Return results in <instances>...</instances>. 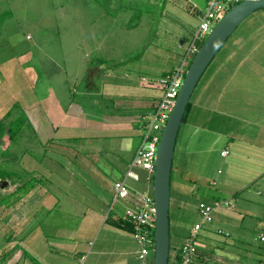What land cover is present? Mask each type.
I'll list each match as a JSON object with an SVG mask.
<instances>
[{
    "label": "crops",
    "instance_id": "0c3cea01",
    "mask_svg": "<svg viewBox=\"0 0 264 264\" xmlns=\"http://www.w3.org/2000/svg\"><path fill=\"white\" fill-rule=\"evenodd\" d=\"M164 1L179 9L174 3L178 0ZM208 1L181 0L196 19ZM165 5L162 2L156 32L174 27L182 30L172 41L176 61L157 79L143 76L137 82L123 83L104 79L92 91L89 65L84 60L82 77L73 79L82 87L80 98L85 104L77 100L78 88L68 94L64 107L57 96L36 100L25 87L20 106L28 126L45 133L42 148L56 152L46 157L47 163L43 154L44 175L41 159L34 168L21 165L26 174L23 178L14 170L0 175V264H138L134 255L137 244L121 222L137 194H152L153 176L137 167L132 168L137 179L127 177L126 172L140 140L142 119L159 100L158 79L181 63L196 32L166 11ZM244 21L251 29L244 37L232 39L218 72L203 82L177 133L170 174L167 264H183L179 251L199 222L196 207L200 201L221 206L215 209L211 223L201 227L192 264H246L256 258L250 256L251 243L241 229L247 211H238L233 197L241 195L253 202L254 210L264 208V187L259 189L257 183L264 185V9ZM156 32L154 43L169 34ZM224 69L227 71H221ZM0 70L1 83L9 80L3 86H13L4 64ZM14 104L17 101H12L0 119ZM251 132V139L247 138ZM12 144L0 142V162L10 167L17 161L20 166L25 153L20 156ZM78 146L82 151H77ZM59 151L74 154L80 169L89 170L80 179L74 177L75 185L68 182V174L77 173L75 162L53 158ZM47 164L55 168L50 170ZM2 180L6 182L1 184ZM82 180H89L84 189H80ZM31 181L33 185H24ZM80 181L83 183L77 184ZM118 181L128 187V198L114 200L113 185ZM65 196L70 198L72 210L63 211L61 197ZM252 216L262 218L256 212ZM148 264H153V255Z\"/></svg>",
    "mask_w": 264,
    "mask_h": 264
},
{
    "label": "rangeland",
    "instance_id": "374dc122",
    "mask_svg": "<svg viewBox=\"0 0 264 264\" xmlns=\"http://www.w3.org/2000/svg\"><path fill=\"white\" fill-rule=\"evenodd\" d=\"M178 1L174 3H178L179 9L171 5L170 1L165 2L164 0H0V64H4L9 70L8 78L11 75L13 80V86L4 87L3 85H6L5 83L9 80H5L2 84L0 75V94L2 93L0 95V115L11 107L12 101H17V105L22 109L21 96L24 97L26 94L25 87L30 88V96H36V100L43 98L49 100L52 99V95L57 96L62 99L60 101L63 102L64 107L68 104V94L74 93L78 88L77 100L85 104V100L80 98L82 91L79 89L82 87L79 86L78 80L82 77L83 67L88 61L93 71V75L89 76V90L92 91L97 90L105 81L104 79L121 83L124 81L137 82L143 76L157 79L176 61L177 55L173 51L172 41L176 40L174 34L178 35L182 30L174 27L168 31L156 32L162 2L166 3L165 10L181 20L180 23L186 22L191 27V31L194 29L196 31L199 24V19L188 13L185 7L187 4L181 0ZM134 15H138L137 21ZM131 19H135V22L132 23ZM250 29L251 27L245 21L236 28L202 74L192 92L190 102L199 94L203 82L213 75L220 61H223L232 39L244 37ZM155 32L163 35L169 34L154 43L157 36L154 35ZM202 42L197 43L198 47ZM98 59H102L103 64H98ZM77 77L78 80L73 79ZM239 78L240 75L235 77V79ZM209 93L214 92L211 90ZM161 94L162 92L159 96ZM89 103L92 104V102ZM14 109L12 115L15 117L24 113L19 108ZM27 126L28 122L22 127V135L15 141V144L14 142L12 144L14 151L20 156L25 153L22 157V164L19 166L16 161L14 166L9 165L8 167L0 162V175L3 177L8 175L10 170H14L23 178L26 174L23 173L21 165L26 168L27 164H31L34 168L38 166L37 161L40 159L41 172L44 175L43 154L45 153L43 158L45 160L47 156H51V153L56 152V150L42 148L45 133H40L36 131V128L31 126L32 129H30ZM244 135L247 133L244 132ZM252 135V132L249 133L247 138L251 139ZM78 147L77 151H82L80 146ZM73 156L59 151L56 157H53L59 162H75L74 168L77 173L73 172V176L68 174L71 176L68 180L70 186L76 184L74 177L80 179L89 172L88 169L85 171L80 169L78 161H75L76 158ZM45 162L48 161L45 160ZM50 167L54 166L49 165ZM82 181L85 185L82 184L80 189H84V186L89 184V180ZM82 181L77 184L83 183ZM2 182L5 183L6 180ZM42 183L44 185L43 179ZM257 183L259 189L264 187L259 182ZM24 185H33V181L24 182ZM204 185L208 189H215L207 184ZM217 187L228 193L220 185ZM20 191L19 193L22 194L24 189ZM199 197H201L200 193ZM69 199L66 196L61 197L63 211L72 210L73 206L68 204ZM233 201L238 211H247L241 229H244V236L248 238L245 239L251 243L250 256L256 258L251 262L246 261V264H264V242L259 241L260 235L264 239V208L261 207L259 210L257 207L254 210L253 202L251 204L241 195L233 197ZM253 212L262 218L259 220L253 217ZM257 259H260L261 263Z\"/></svg>",
    "mask_w": 264,
    "mask_h": 264
},
{
    "label": "built area",
    "instance_id": "2783aa9c",
    "mask_svg": "<svg viewBox=\"0 0 264 264\" xmlns=\"http://www.w3.org/2000/svg\"><path fill=\"white\" fill-rule=\"evenodd\" d=\"M241 1L243 0H209L207 2L203 12L199 15V25L183 60L167 76L158 80L162 94L152 111L142 119L144 123L141 126L140 140L128 166L127 177L137 179L132 172V168L136 167L153 176L154 156L160 133L175 103L186 72V65L198 49L197 43L206 38L212 25L218 21L221 14ZM113 189L115 192L114 200L128 198L129 190L124 181L115 182ZM220 206L219 203L207 204L202 201L197 203L196 208L200 221L193 226L180 248L179 259L183 264L193 263L197 235L204 224L211 223L215 209ZM124 219L131 223V233L137 244V249L134 252L135 259L138 264H148L150 255L154 253V202L152 194H137L133 199L132 206L126 209ZM218 233L223 232L218 231ZM225 235L227 236V234ZM260 240L262 241L263 238Z\"/></svg>",
    "mask_w": 264,
    "mask_h": 264
},
{
    "label": "water",
    "instance_id": "95a60500",
    "mask_svg": "<svg viewBox=\"0 0 264 264\" xmlns=\"http://www.w3.org/2000/svg\"><path fill=\"white\" fill-rule=\"evenodd\" d=\"M262 9H264V0H243L229 8L210 29L186 69L175 103L160 133L154 156L153 264H167L168 262L170 174L174 145L186 105L202 74L224 43L246 18Z\"/></svg>",
    "mask_w": 264,
    "mask_h": 264
},
{
    "label": "trees",
    "instance_id": "16d2710c",
    "mask_svg": "<svg viewBox=\"0 0 264 264\" xmlns=\"http://www.w3.org/2000/svg\"><path fill=\"white\" fill-rule=\"evenodd\" d=\"M134 18H136V21H137L138 15L137 16L134 15ZM131 22L132 23L135 22V19H131ZM135 25H137V23ZM103 62L104 61L102 59H98L97 60V63L100 64V65L103 64ZM189 64H190V61L187 63L186 69L188 68ZM88 65H89V67H88V70H87V74L89 76H91V75H93V71L91 69V63L89 61H88ZM16 105L17 104H14L13 107L3 117H1V119H0V142H2L3 144L7 143L9 145L12 142L17 141L19 139V137L23 133L22 127L24 125H27V118H26L24 113H21L22 114L21 116H16V117L12 115V110L15 107H17V108H19L21 110L19 105H17V106ZM189 106H190V100H189V102L186 105V108H185V111H184V115H183V118H182V122H183V120L186 117V114H187ZM17 108H15V109H17ZM21 112H23V111L21 110ZM22 118L24 120H22ZM20 187H22V186H20ZM121 223L123 225H125L126 227H128L130 230L132 229L131 223L128 222L127 220H123V222H121Z\"/></svg>",
    "mask_w": 264,
    "mask_h": 264
}]
</instances>
